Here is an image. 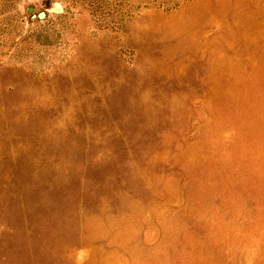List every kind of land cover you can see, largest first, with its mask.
Segmentation results:
<instances>
[{"label": "rangeland", "instance_id": "rangeland-1", "mask_svg": "<svg viewBox=\"0 0 264 264\" xmlns=\"http://www.w3.org/2000/svg\"><path fill=\"white\" fill-rule=\"evenodd\" d=\"M0 264H264V0H0Z\"/></svg>", "mask_w": 264, "mask_h": 264}, {"label": "water", "instance_id": "water-1", "mask_svg": "<svg viewBox=\"0 0 264 264\" xmlns=\"http://www.w3.org/2000/svg\"><path fill=\"white\" fill-rule=\"evenodd\" d=\"M38 17H40V18H41V17H44V13H42V12L39 13V14H38Z\"/></svg>", "mask_w": 264, "mask_h": 264}]
</instances>
